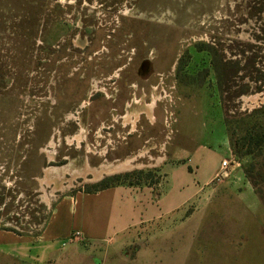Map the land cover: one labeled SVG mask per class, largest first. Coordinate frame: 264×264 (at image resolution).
Masks as SVG:
<instances>
[{
  "label": "rangeland",
  "instance_id": "1",
  "mask_svg": "<svg viewBox=\"0 0 264 264\" xmlns=\"http://www.w3.org/2000/svg\"><path fill=\"white\" fill-rule=\"evenodd\" d=\"M77 12L88 20L85 31L71 23ZM57 36L66 43L55 56ZM85 39L92 40L87 60L81 57ZM129 46L136 52L131 64ZM107 49L109 55L101 53ZM118 52L122 84L135 79L147 96L137 94L124 117L132 127L140 117L137 129L144 134L116 149V125L101 132L114 145L95 142L97 128L90 129L117 105L99 92L91 95L102 73L109 83ZM148 55L153 73L172 74L163 80L169 91L163 102L159 92L148 95L147 84L159 79L146 82L135 73ZM259 76L264 0H0V230L36 233L62 196L116 175L155 190L122 216L131 225L128 239L119 242L120 231L100 241L78 235L54 264H264V198L253 188L260 208L251 202L246 208L243 184L230 171L207 185L229 180L226 188L190 205L191 188L229 157L224 118L237 120L264 104L246 100L264 92ZM153 103L151 126L141 111ZM145 148L147 155L135 161L140 166L106 173ZM238 161L241 169L251 159ZM171 203L177 208L168 211ZM151 207L162 217L147 222Z\"/></svg>",
  "mask_w": 264,
  "mask_h": 264
},
{
  "label": "crops",
  "instance_id": "2",
  "mask_svg": "<svg viewBox=\"0 0 264 264\" xmlns=\"http://www.w3.org/2000/svg\"><path fill=\"white\" fill-rule=\"evenodd\" d=\"M225 144L228 151H230L228 138ZM167 160L166 155L165 161ZM214 176L215 174L202 185L191 188L190 205L197 200L201 201L203 194L213 193L217 189H224L223 187L226 188L227 183H230L229 180H226V184L207 189V185ZM230 177L243 184L246 208L250 206L248 205L249 202L256 204V208H260V202L252 186L246 180L243 169H232ZM164 178L168 179V173L164 174ZM153 192H155L153 186L117 185L92 193L78 190L75 193L64 195L52 206L42 228L36 233H16L10 230H0V264H54L65 253L68 244L62 245V241L73 230L80 232L84 240L91 241L111 239V233L120 231L124 233V236L119 242H124L129 237L126 236V232L131 225L127 220H123L122 216L133 211L138 201L147 198ZM251 193H253V196H250ZM159 196L160 192L157 191L155 198H158L157 201L160 202ZM242 198L240 196V199ZM195 204L197 206L201 202H195ZM175 208L177 207L171 203L167 210L173 211ZM150 209L145 218L147 222H153L155 219L162 217L159 210L152 207ZM119 224H122L121 227Z\"/></svg>",
  "mask_w": 264,
  "mask_h": 264
},
{
  "label": "flooded vegetation",
  "instance_id": "3",
  "mask_svg": "<svg viewBox=\"0 0 264 264\" xmlns=\"http://www.w3.org/2000/svg\"><path fill=\"white\" fill-rule=\"evenodd\" d=\"M53 2L56 3L57 0H53ZM70 3L71 2H69V4ZM54 7H55V5L53 4L52 5V13H53ZM74 16H75L74 19H73V17H70V18H72L71 23L74 25V27L76 29L85 31V28L87 26L86 23L88 22L85 15H82L80 12H77V13H74ZM57 17L58 16H57L56 10H54V23H56L58 21ZM55 28H56V25H55ZM73 37H74V34H73ZM73 37L71 38V43H72ZM77 37H79V35ZM65 39L66 38L63 36H62V38H61V36H57V38L55 40V44L53 45V48L55 49L54 50L55 52L53 54L55 56H56L57 52H60L62 50V48L65 47V43H66ZM91 44H92V40L85 39V41H83V46L81 47L82 59L87 60L88 52H90L89 47L91 46ZM132 48H133V46L128 47L129 51H127V53L130 56H129L127 64H131V61L134 60V56L136 55L135 50L134 49L131 50ZM101 53L102 54L106 53L109 55V50L107 49L105 52L102 50ZM117 55H118L117 57H119V58H116V63H117L116 67H114L112 69L111 75H108V77L105 79V81H109V83H111V85H107L109 83L103 81L104 80V74L102 73L103 77L100 78V81L96 82V87H98V88L95 89L94 90L95 93L91 95L94 97L93 99H95V97H96L95 95L99 92V93L103 94V97H105L106 99H110L112 101V103L116 104V102H117V105L115 107H113L112 110H109L108 119H106V120H100L99 119V121H97L98 124H95V125L91 124L90 130L93 131L94 128H97V130H95V133L99 134V136H96L95 142H104L105 141L109 145H114L115 143H111L112 141H110V137L107 136V138H106V135L101 134V132H105L104 129H107V130H109L110 128L113 129V128H115V125H116V145H117L116 149H119L120 148L119 145H121L123 147L127 146V145H129V143L131 144L134 140L141 138V136L144 134V132H140L137 129L138 126L141 125L140 124V119H141L140 117L135 121L134 127H132L131 122L124 123V121H125L124 117L126 115V110H127L128 106L132 105L134 100L137 98V96H138L137 94H140V92H141L142 96L139 95L141 97H146L147 95L144 91V89H145L143 87L144 85L139 86L138 82L135 79L134 80L130 79L129 81L125 80L124 85L122 84L121 77H120L122 68L120 67L121 58H120L119 52L117 53ZM153 58H154L153 56H149V55L146 57H143L139 63V66L137 67V70L135 73H137V75L143 81H146V82H149V79L151 77H155V79H159L158 83H153V84L148 83L147 84L150 87V90H149L150 94H148V95L150 97H152L153 91H155V93L159 92V95L163 96V97L161 99H158V100L163 102V99L168 95L167 93H169V91L167 92V89H165V87H164V85L167 86V84L163 80L165 78L168 79L169 75H172V74H169L170 72L169 73H165V72H163V73L154 72L153 73V71H151L152 64H153L152 63ZM179 59L180 58L178 56L176 61H175L176 67L175 68L173 67L172 71H175V69H177ZM167 61L168 60H166V62ZM144 62H148L147 64H145L146 66L149 65V71L146 72L145 74L143 73V71H141V67H142V64H144ZM168 64H169V62H168ZM160 81H162V82H160ZM82 107L83 106H81V108ZM142 114L145 116L144 112ZM149 123H151L150 124L151 126L152 125L154 126L156 121L155 120L153 122L149 121ZM118 128L123 129L121 134H119ZM142 128H143V126L140 127V129H142ZM87 133L88 134L87 135L85 134L83 140L81 139V141L88 139L89 131ZM143 141H145V143H150V138L148 137L147 140L144 139ZM166 142H168V141H166ZM155 146H152V144H151L149 151L155 149ZM113 149H115V148H113ZM107 154H108V152H107V150H105V152L101 153L100 155L105 157V156H107ZM146 155H147V153H145L144 156H146ZM113 159H115V158H113Z\"/></svg>",
  "mask_w": 264,
  "mask_h": 264
},
{
  "label": "trees",
  "instance_id": "4",
  "mask_svg": "<svg viewBox=\"0 0 264 264\" xmlns=\"http://www.w3.org/2000/svg\"><path fill=\"white\" fill-rule=\"evenodd\" d=\"M264 78L257 77V79ZM260 88V86H259ZM258 88V90H259ZM244 90V89H243ZM242 90V92H244ZM224 126L227 132L228 144L235 157L250 156L251 161L242 167L246 180L263 201L264 198V104L254 109L251 113L237 120L224 118ZM140 174V172H136ZM128 185L138 186L131 182L125 184L120 176L105 177L100 182L84 189V192H97L112 186ZM149 186H152L151 184ZM1 202V198H0Z\"/></svg>",
  "mask_w": 264,
  "mask_h": 264
},
{
  "label": "bare ground",
  "instance_id": "5",
  "mask_svg": "<svg viewBox=\"0 0 264 264\" xmlns=\"http://www.w3.org/2000/svg\"><path fill=\"white\" fill-rule=\"evenodd\" d=\"M148 62H144V64H142V67H141V71H146V70H148V66H146L145 64H147ZM249 100V101H251V102H253V103H257V102H259L260 100L261 101H264V92H262L261 94H256V95H251V96H248L247 98H246V100ZM136 103V102H135ZM143 103V102H142ZM146 103V102H145ZM138 105V104H137ZM153 105H154V103L153 104H151V105H146L143 109H142V111H141V113L142 112H145L146 113V115L149 117V119L150 120H153L154 121V115H152V107H153ZM139 114L140 113H137V115H136V117H139ZM129 119V118H128ZM137 120V119H136ZM132 123V122H131ZM134 123L135 122H133V126H134ZM145 153H147V149L145 148V149H143V150H141L140 152H138L137 154L135 153V154H132L131 156L129 155V158H126V160L124 161V162H120L119 164H115V163H113L112 165V167H110V168H108L107 170H106V173H115V172H117V171H120V170H123V169H125L126 170V168H128V169H130L132 166H140L141 164H138V163H135V161H137L138 160V158L139 157H144V155H145ZM116 161H120V160H117L116 159ZM129 161V162H128ZM132 163V164H131ZM115 164V165H114ZM97 176H100L99 178H102V176L101 175H97ZM98 178V179H99ZM95 180H97V179H95Z\"/></svg>",
  "mask_w": 264,
  "mask_h": 264
},
{
  "label": "built area",
  "instance_id": "6",
  "mask_svg": "<svg viewBox=\"0 0 264 264\" xmlns=\"http://www.w3.org/2000/svg\"><path fill=\"white\" fill-rule=\"evenodd\" d=\"M239 167V161L233 154V152L230 150L229 151V157L228 158H223L220 162L219 169L215 173V176L213 179L216 180H222L224 176H227L229 172L234 169ZM212 179V180H213ZM78 235H81L80 232L76 231L75 234L69 235L65 240L62 241V245H66L70 242H73L78 239Z\"/></svg>",
  "mask_w": 264,
  "mask_h": 264
},
{
  "label": "water",
  "instance_id": "7",
  "mask_svg": "<svg viewBox=\"0 0 264 264\" xmlns=\"http://www.w3.org/2000/svg\"><path fill=\"white\" fill-rule=\"evenodd\" d=\"M98 180V179H97Z\"/></svg>",
  "mask_w": 264,
  "mask_h": 264
}]
</instances>
